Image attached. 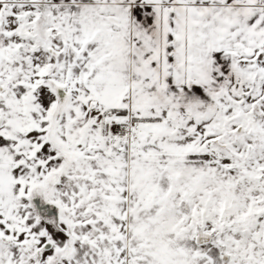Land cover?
<instances>
[{
    "label": "snow or ice",
    "instance_id": "6c2138e0",
    "mask_svg": "<svg viewBox=\"0 0 264 264\" xmlns=\"http://www.w3.org/2000/svg\"><path fill=\"white\" fill-rule=\"evenodd\" d=\"M0 264H264V0H0Z\"/></svg>",
    "mask_w": 264,
    "mask_h": 264
}]
</instances>
